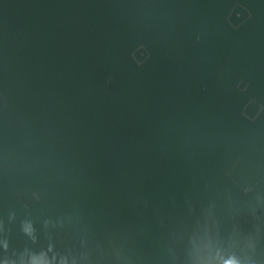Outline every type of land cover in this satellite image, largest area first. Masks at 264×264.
<instances>
[{"label": "water", "instance_id": "obj_1", "mask_svg": "<svg viewBox=\"0 0 264 264\" xmlns=\"http://www.w3.org/2000/svg\"><path fill=\"white\" fill-rule=\"evenodd\" d=\"M0 94V257L264 264V0H0Z\"/></svg>", "mask_w": 264, "mask_h": 264}, {"label": "clouds", "instance_id": "obj_2", "mask_svg": "<svg viewBox=\"0 0 264 264\" xmlns=\"http://www.w3.org/2000/svg\"><path fill=\"white\" fill-rule=\"evenodd\" d=\"M232 16V12L229 11L228 15L225 17V22L228 23V26L231 27L233 30H236V28L239 27V25H232L230 22V17ZM236 18L240 19V13H236ZM247 19H251V14H248ZM197 41H199L200 37L197 36ZM136 51L144 52L143 46H140L136 49ZM131 59L133 62L137 65V67L141 66L144 63V60L148 59V56L145 55L143 59H137L135 56V53L132 54ZM111 82V77L106 78L105 85L107 86ZM243 85V87H241ZM236 87L241 92L247 91V84H245L243 81H238L236 84ZM249 103H252V101H249ZM4 104V97L2 94H0V108L3 107ZM264 113V106H258L255 112V115L248 117L245 115L244 112L241 113V115L249 120L250 122H254L260 115ZM22 232L24 235L28 236L30 239L33 240V243L35 242L34 239V230L31 226L30 222H25L22 224L21 227ZM258 242H254L251 237H249V247H256ZM7 241L0 238V252H6L7 251ZM52 248L51 246L48 247L47 252L40 251L38 253H26L22 254L21 258L17 260H11L8 258L0 257V264H69V261L66 258H60L57 260L56 256L53 255L49 257L47 253L51 252ZM72 264H75V261L72 262ZM124 264H132L131 261H124ZM195 264H252V261H244L241 260L237 256H229L227 259L219 261L215 258H208L204 260H198L195 262Z\"/></svg>", "mask_w": 264, "mask_h": 264}]
</instances>
